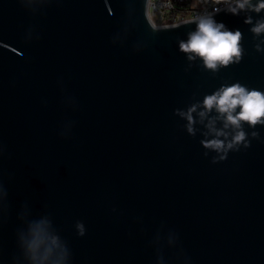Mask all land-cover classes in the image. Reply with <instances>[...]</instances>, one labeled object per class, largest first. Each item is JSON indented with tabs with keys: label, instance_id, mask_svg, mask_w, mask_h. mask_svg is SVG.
<instances>
[{
	"label": "water",
	"instance_id": "1",
	"mask_svg": "<svg viewBox=\"0 0 264 264\" xmlns=\"http://www.w3.org/2000/svg\"><path fill=\"white\" fill-rule=\"evenodd\" d=\"M147 7L0 0V264H27L20 235L44 217L70 264H157L170 232L190 264H264V126L245 125L250 147L212 163L203 125L191 136L175 115L222 84L264 90V36L220 11L244 55L213 73L179 51L195 24L155 26ZM176 252L164 264H183Z\"/></svg>",
	"mask_w": 264,
	"mask_h": 264
},
{
	"label": "clouds",
	"instance_id": "2",
	"mask_svg": "<svg viewBox=\"0 0 264 264\" xmlns=\"http://www.w3.org/2000/svg\"><path fill=\"white\" fill-rule=\"evenodd\" d=\"M26 2L44 6L54 0H19L22 6ZM217 2L224 3L225 7L198 14L192 21H184L194 23L195 29L187 34L186 40L181 39L178 42L179 51L186 55L188 61L199 58L203 68L213 73L239 63L244 55L243 33L240 30H229L223 22H218L215 16L220 11L237 16L245 13L244 23L251 25L250 32L255 37L264 36V15H260L264 13V0H217ZM252 13L257 14L258 18L254 19ZM31 33L30 29L26 41L33 38ZM261 45H264V40L254 45L255 50L264 53V47ZM175 115L186 121L184 127L191 136L196 135L197 123L203 125L204 138L200 143L204 149L218 154V157L212 160V163H217L227 159L230 151H239L241 146L245 149L250 147L249 133L245 131V125L252 129L258 125L264 126V90L250 89L238 81L222 84L211 94L205 95L202 101L191 104L186 110H175ZM68 134V131L61 132L62 137ZM250 135L252 138H259L257 131H252ZM3 152V145L0 144V156ZM0 192L3 194L0 201L3 205L7 200V193L2 184ZM23 218L22 216L21 219ZM26 223L27 227L20 235L19 245L27 264H70V249L47 217L30 219ZM76 229L78 235L85 234L82 222L76 223ZM178 240L177 234L170 232L167 240H161L160 243L154 241L157 264H164L165 247L176 248L177 260H181L182 257L183 264H190V258L178 248Z\"/></svg>",
	"mask_w": 264,
	"mask_h": 264
},
{
	"label": "built area",
	"instance_id": "3",
	"mask_svg": "<svg viewBox=\"0 0 264 264\" xmlns=\"http://www.w3.org/2000/svg\"><path fill=\"white\" fill-rule=\"evenodd\" d=\"M223 7L225 4L217 0H207L201 6H193L188 0H148L147 14L153 25L165 26L194 19L198 14Z\"/></svg>",
	"mask_w": 264,
	"mask_h": 264
},
{
	"label": "crops",
	"instance_id": "4",
	"mask_svg": "<svg viewBox=\"0 0 264 264\" xmlns=\"http://www.w3.org/2000/svg\"><path fill=\"white\" fill-rule=\"evenodd\" d=\"M193 6H201L207 0H188Z\"/></svg>",
	"mask_w": 264,
	"mask_h": 264
}]
</instances>
